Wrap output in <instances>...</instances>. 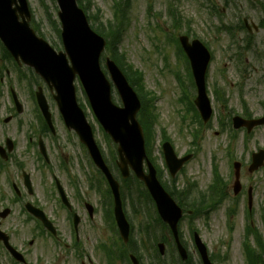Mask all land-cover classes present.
<instances>
[{
  "label": "rangeland",
  "instance_id": "obj_1",
  "mask_svg": "<svg viewBox=\"0 0 264 264\" xmlns=\"http://www.w3.org/2000/svg\"><path fill=\"white\" fill-rule=\"evenodd\" d=\"M81 3L87 6V14L96 22L90 23V26L95 29L98 24L100 32L109 23L115 25L117 5L126 14V26L117 48L125 65L141 79L143 92L154 101L156 122L152 129L151 155L158 166V179L169 190L174 189L178 194H190L193 197L208 190L212 183V165L217 164L220 176L228 183L229 199L214 210L207 220L199 217L180 223L182 243L189 249L191 256L195 257L190 235L193 228L216 264H246L242 241L247 222L248 188L253 190V224L264 237V168L255 174L247 172L251 154L264 150V125L247 135L245 131L233 130L231 118L235 115H251L256 119L264 116V28L259 25L264 24L263 0H81ZM28 4L41 34L39 37L52 48L61 49L55 1L28 0ZM169 4H172L174 10L169 11ZM243 19H248L259 27L251 35L249 50L245 46V34L238 32L237 38L233 39L218 31L222 25L237 29L235 26ZM176 20L178 27L174 28ZM188 33L191 39H198L206 44L212 54L206 87L213 115L210 122L202 126L193 118V112H186V101L182 100V89L175 78L177 73L193 101L195 88L189 84L187 66L173 43L179 36ZM3 63L0 62L2 65ZM7 71L8 78L0 84V141L8 137L15 142L13 157L30 175L33 193L28 195L23 187L21 171L10 165L5 166L6 171L0 167V212L5 208L10 210V214L0 220L1 230L9 236L12 247L24 255L27 264H104L102 253L98 249L99 244L106 242L103 236L104 226L100 225L97 215L93 220L96 226L91 227L84 204H90L97 211L102 207L104 211L103 198L98 191L105 193V184L76 135L65 130L42 81L33 77L25 67L15 70L9 64ZM23 76V80H20ZM7 83L16 91L23 111L19 116L14 112V119L4 125L2 120L10 115L13 108ZM37 86L43 89L56 127L55 136L50 133L40 135L46 145L51 166L49 168L44 167L38 156V130L41 124L32 98ZM75 87L78 105L94 131V138L105 161L111 167L114 162L112 153L116 151V146L99 127L77 81ZM216 90L223 97L224 106L216 101ZM112 101L120 106L115 91ZM161 129H165L178 157L192 154L190 161L173 179L162 157ZM195 130L199 131L196 145L192 143ZM233 131L236 132L235 140H232ZM234 162L241 164L240 182L243 192L237 199L232 195ZM65 165L69 170L68 174L63 173ZM7 172L10 173L8 176ZM52 173L65 185L70 203L80 217L77 245L73 242L67 211L50 198L49 192L53 189ZM113 175L120 183L124 211L134 232L139 233L144 224H149L154 237L164 235L162 228L154 222L153 205L142 194L144 191L140 185L132 183L126 187V184L122 185L116 172L113 171ZM8 177L11 179L9 182ZM13 183L20 190L19 201L14 198L11 186ZM25 202L32 203L45 212L57 229L59 242L39 230L36 222L27 218L22 211ZM232 209L236 213L229 217L228 212ZM136 239H139L138 234ZM30 241H33L32 245L29 244ZM0 264H19L2 245Z\"/></svg>",
  "mask_w": 264,
  "mask_h": 264
},
{
  "label": "water",
  "instance_id": "obj_2",
  "mask_svg": "<svg viewBox=\"0 0 264 264\" xmlns=\"http://www.w3.org/2000/svg\"><path fill=\"white\" fill-rule=\"evenodd\" d=\"M56 2L60 10L58 17L62 26L64 54H55L44 41L36 38L34 32L29 29L30 14L26 0H0V39L16 62L21 61L33 68L50 88L55 89L56 96L54 98L66 126L78 135L81 143L88 149L94 164L103 172L111 187L115 198V219L121 236L124 239L127 238L129 227L121 210L118 186L105 167L93 141L90 127L76 103L73 86L76 76L85 89L94 115L112 140L118 144L119 161L117 165L122 176L124 178L128 176V166L134 171L144 183L155 202L162 221L169 225L178 243L176 225L182 216L181 210L161 188L156 180L154 170L148 163L149 174L146 176L142 173V162L146 157L142 132L135 121V115L140 108L135 93L115 65L107 60L106 66L122 101L123 109H118L111 103L110 86L104 79L98 62L105 46L104 40L90 30L85 16L77 8L75 0H56ZM17 14L21 17V22L18 21ZM180 43L190 61L197 88L195 105L203 121L206 122L211 115V110L205 93L204 76L210 56L199 42L188 44L187 39L182 38ZM67 58L71 62V67H68ZM37 96L45 114L47 109L44 99L40 93ZM262 125H264V118L252 121H244L238 117L233 119L235 129L245 127L248 132L254 127ZM163 151L166 165L171 176H174L189 157L177 160L168 144L163 146ZM263 161L264 152L260 151L257 155H253V163L249 171L257 170L263 165ZM235 168L237 170L236 178H238V165H235ZM239 188V184L236 182L234 185L235 194L238 193ZM4 241L12 255L22 261V258L7 245L6 239ZM196 242L204 263L210 264L204 247L197 239ZM178 249L182 259H185L184 250L180 246Z\"/></svg>",
  "mask_w": 264,
  "mask_h": 264
},
{
  "label": "flooded vegetation",
  "instance_id": "obj_3",
  "mask_svg": "<svg viewBox=\"0 0 264 264\" xmlns=\"http://www.w3.org/2000/svg\"><path fill=\"white\" fill-rule=\"evenodd\" d=\"M236 38L237 37H235V39ZM3 58H4V55L1 54L0 61L3 60ZM0 82L3 84V78H0ZM11 88H12L11 85L7 84L8 94H10ZM14 111L16 110L13 106V108H11L10 115L8 116L9 119L6 120V118H4L6 121L3 119L2 124L8 125L14 119V115H13ZM22 126L20 129H22ZM43 128H44V125L42 123V127H41L42 130L40 129V131H44ZM7 139L8 137H4L2 141H0V146L4 147L5 150H7L8 148ZM14 143L15 142H13V144H10L12 150L6 154L7 155L6 162L8 163L15 162L17 166H21V165H18V161H16V159H14L13 157L14 148H15ZM66 163L67 161L65 160V164ZM63 173H67V174L69 173V170L66 169V165L63 168ZM56 179L59 181L57 183L59 186L55 184ZM71 183L72 182H70V184ZM51 185H52L51 188L53 189L49 192L50 198H53L54 201H57L58 203H60V205L63 204V202H67V203L71 202V199L66 192L65 185L62 184L60 178L55 173L51 174ZM70 205H71V209H68V208L67 209L64 208V209L70 214V217H71L70 219L72 220V215L74 213L72 212V204L70 203ZM101 209L102 208L100 207V211H97L96 208H93V212H92V209L89 210L90 214L87 213V218L92 225L91 227L93 228L94 226H96L93 223V220L97 215H99V219L101 221L100 225L102 227L104 226V230H106L104 232V230L102 229L103 236L105 237L106 242L104 244L98 245L99 249H101L103 252L102 257H103L104 264H202L200 257L194 247L195 246L194 244H192V249H194L193 251H194L195 257H192L189 249L184 246L187 252V260L182 262L179 258V255L177 253L175 246L173 245L167 246V244L163 241L162 238L159 240V242H153L149 244L147 243V240L144 237H140L137 240L136 234L133 232L132 227L130 231V236L128 238V242L124 243L120 239L118 230L115 227V222L113 220L114 218H112V213H110L109 211H101ZM43 213L45 214L44 211ZM129 223L131 225L130 221ZM75 238L77 241L78 236L76 232H75ZM158 243H162L164 245L162 252L157 247ZM111 251L113 252L112 256H110ZM212 263L216 264L215 261H213Z\"/></svg>",
  "mask_w": 264,
  "mask_h": 264
},
{
  "label": "trees",
  "instance_id": "obj_4",
  "mask_svg": "<svg viewBox=\"0 0 264 264\" xmlns=\"http://www.w3.org/2000/svg\"><path fill=\"white\" fill-rule=\"evenodd\" d=\"M79 3L81 4V0H79ZM119 8L115 11V18H116L115 25L112 23H109L107 25L106 30L104 29V31L100 32L98 31V29L97 30L95 29V31L107 39L112 60H114L121 69L124 68L122 71L124 72L131 86L135 89L136 93L140 97V100L142 103V109L139 114V122L144 130V133L146 135V140L148 142L151 138L153 123L155 119L153 112H152L153 111V108H152L153 99L146 97V95H143L142 93L143 88H142V85H140L141 79L135 72L132 71L130 67L123 64L122 61L124 58L117 53V47H118L122 32L124 31V28L126 26L125 25L126 14L125 12H123L122 9H119ZM118 16H119V19L117 18ZM214 174H215L214 182L216 184L210 187L213 192L212 195L210 196V198L203 197L200 200V202L193 201L194 202L192 203L193 206L195 205L197 208L206 206V207H209L210 209H213L222 200H224L225 195H226L224 192L225 186H224L222 179L218 177L216 168L214 169ZM142 194L144 195L143 192ZM257 239L260 242L259 236H257ZM263 251L264 249L262 250V252ZM247 260H248V264H260V259L258 257H254L253 254H250L249 257L247 256Z\"/></svg>",
  "mask_w": 264,
  "mask_h": 264
}]
</instances>
